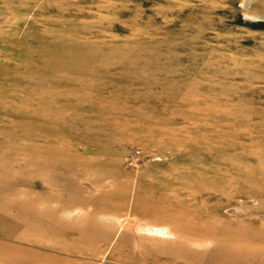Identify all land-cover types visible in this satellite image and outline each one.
<instances>
[{"label":"rangeland","instance_id":"374dc122","mask_svg":"<svg viewBox=\"0 0 264 264\" xmlns=\"http://www.w3.org/2000/svg\"><path fill=\"white\" fill-rule=\"evenodd\" d=\"M256 20L264 0H0V264H264Z\"/></svg>","mask_w":264,"mask_h":264},{"label":"bare ground","instance_id":"6f19581e","mask_svg":"<svg viewBox=\"0 0 264 264\" xmlns=\"http://www.w3.org/2000/svg\"><path fill=\"white\" fill-rule=\"evenodd\" d=\"M154 181V180H153ZM142 221V220H141ZM139 222V221H138ZM147 221H145L144 223L146 224ZM142 223V222H141ZM141 223L139 226H141ZM148 224V223H147ZM144 225V224H143ZM142 225V226H143ZM153 226H148L146 227V231L148 233H151V234H154V235H158V236H161V235H165V234H173L172 230L170 229V227H167V226H162V225H158V226H155L156 224H152ZM168 226H171V225H168ZM176 227V226H175ZM137 228V227H136ZM144 228V227H143ZM172 228V227H171ZM174 228V227H173ZM177 228V227H176ZM139 229V227L137 228ZM142 229V227H141ZM140 229V230H141ZM137 232V230H136ZM138 233V232H137ZM183 233V232H182ZM175 235V234H174ZM185 235V233H184ZM167 236V235H166ZM176 236V235H175ZM182 237V236H181ZM184 237V236H183ZM186 239V238H185ZM189 239V238H188ZM147 240V239H145ZM192 240V239H191Z\"/></svg>","mask_w":264,"mask_h":264},{"label":"water","instance_id":"95a60500","mask_svg":"<svg viewBox=\"0 0 264 264\" xmlns=\"http://www.w3.org/2000/svg\"><path fill=\"white\" fill-rule=\"evenodd\" d=\"M258 25L264 26V20H256Z\"/></svg>","mask_w":264,"mask_h":264}]
</instances>
